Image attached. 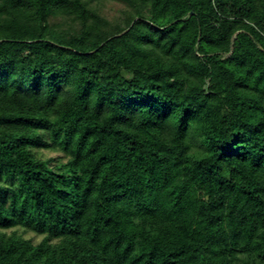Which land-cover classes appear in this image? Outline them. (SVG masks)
Returning a JSON list of instances; mask_svg holds the SVG:
<instances>
[{"label":"trees","instance_id":"1","mask_svg":"<svg viewBox=\"0 0 264 264\" xmlns=\"http://www.w3.org/2000/svg\"><path fill=\"white\" fill-rule=\"evenodd\" d=\"M116 1L0 0V264H264V0Z\"/></svg>","mask_w":264,"mask_h":264},{"label":"rangeland","instance_id":"2","mask_svg":"<svg viewBox=\"0 0 264 264\" xmlns=\"http://www.w3.org/2000/svg\"><path fill=\"white\" fill-rule=\"evenodd\" d=\"M90 11H95L100 17V25L103 29L114 28L115 26H123L125 17L130 10L125 4L116 0H84ZM93 22V18L89 17V23ZM80 25V19L71 14H60L53 20V28L60 32H70ZM37 157L41 159H51L52 166L64 163L67 156L62 151L55 148L34 149ZM11 230H8L9 233ZM24 238H30L34 243L41 239V236L35 235L33 232L18 228L15 231Z\"/></svg>","mask_w":264,"mask_h":264}]
</instances>
